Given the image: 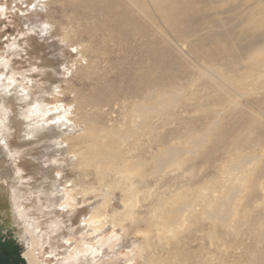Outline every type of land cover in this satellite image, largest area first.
I'll use <instances>...</instances> for the list:
<instances>
[{
	"label": "rangeland",
	"instance_id": "rangeland-1",
	"mask_svg": "<svg viewBox=\"0 0 264 264\" xmlns=\"http://www.w3.org/2000/svg\"><path fill=\"white\" fill-rule=\"evenodd\" d=\"M37 1L0 0V65L54 117L18 167L113 222L69 264H264V0Z\"/></svg>",
	"mask_w": 264,
	"mask_h": 264
},
{
	"label": "bare ground",
	"instance_id": "bare-ground-1",
	"mask_svg": "<svg viewBox=\"0 0 264 264\" xmlns=\"http://www.w3.org/2000/svg\"><path fill=\"white\" fill-rule=\"evenodd\" d=\"M24 1L30 3V0H21V3ZM36 2L39 4L37 0ZM5 70L7 71V69H4V65H0V88L4 87L0 95L5 96L0 97V165L7 166V169H9L8 172H10V180L8 182L5 181L0 186V197L2 200L5 199V204H3L4 202L2 203L3 213L0 215V220L2 223H6L9 228L18 227L14 237L17 239L20 238V240L22 239L23 244L30 248L29 244L30 242L32 243V249L27 254L31 264H41L35 254L38 250L41 251L43 257L48 255L46 261L50 264H69L72 257L79 256L75 252L72 237L84 235L88 240H97L107 230L108 223L112 221H108L109 219L107 220L108 222L106 221L107 215L104 214V204L100 206L93 204V206L87 205L88 208L84 204L74 200L72 202L74 206L69 207L67 199H64L62 194H59L58 191L56 192L54 188L52 191H49L50 189L48 191H43L42 189L33 191L34 185L31 183V178L22 173L18 167V161L21 157L23 159L30 157V159L27 158L30 161L26 163L32 164L36 162L33 155L34 147L38 143L37 141L42 138L45 141L48 139L49 141L47 143L51 142L50 139L53 137L54 129L47 122L53 120L54 117H52L53 115L46 116L44 111L41 110L42 108L32 106V102H30L31 97H20L19 94V97H16L17 92L22 93L26 90L28 91V89L25 86L22 87V85H15L13 82L14 78L9 72L4 73ZM48 74L50 75L48 72L47 74L45 73L47 75L46 77H48ZM9 80L13 82L10 85ZM24 100H26L25 103ZM34 109H36V114H33ZM39 112H43V114L41 115ZM74 118L73 121L75 120ZM58 119H55V121L57 122ZM62 119L66 122H59L60 124L58 126H66L68 124L67 121H70L67 117ZM55 126L53 127L55 128ZM63 128L65 129V127ZM48 150L47 148L46 152ZM50 150L52 151V149ZM3 159H5L4 162H2ZM27 169L30 170V168ZM73 181L69 182L68 187L77 189L78 187H76ZM75 214L78 216L76 217ZM19 227L25 229L24 234H22ZM54 237L57 238V242L51 244ZM117 250L115 249L114 252H117ZM102 254L104 252H102V248L99 246L95 250L93 258L90 260L94 262L96 257ZM85 257L86 260H89L88 256ZM142 263L151 264L149 260H144Z\"/></svg>",
	"mask_w": 264,
	"mask_h": 264
},
{
	"label": "flooded vegetation",
	"instance_id": "flooded-vegetation-1",
	"mask_svg": "<svg viewBox=\"0 0 264 264\" xmlns=\"http://www.w3.org/2000/svg\"><path fill=\"white\" fill-rule=\"evenodd\" d=\"M3 226H0V232ZM21 248L12 239V233L0 236V264H26L20 255Z\"/></svg>",
	"mask_w": 264,
	"mask_h": 264
},
{
	"label": "clouds",
	"instance_id": "clouds-1",
	"mask_svg": "<svg viewBox=\"0 0 264 264\" xmlns=\"http://www.w3.org/2000/svg\"><path fill=\"white\" fill-rule=\"evenodd\" d=\"M38 107H39V106H37V108H38ZM33 114H36V109L33 110Z\"/></svg>",
	"mask_w": 264,
	"mask_h": 264
},
{
	"label": "snow or ice",
	"instance_id": "snow-or-ice-1",
	"mask_svg": "<svg viewBox=\"0 0 264 264\" xmlns=\"http://www.w3.org/2000/svg\"><path fill=\"white\" fill-rule=\"evenodd\" d=\"M45 27H47V25H45ZM73 52H75V49H73Z\"/></svg>",
	"mask_w": 264,
	"mask_h": 264
}]
</instances>
